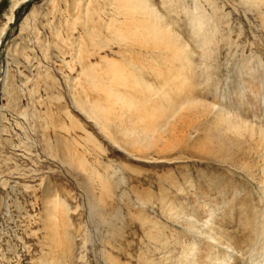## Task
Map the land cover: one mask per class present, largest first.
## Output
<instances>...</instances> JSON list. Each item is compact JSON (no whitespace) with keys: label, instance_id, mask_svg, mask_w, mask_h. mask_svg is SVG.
Masks as SVG:
<instances>
[{"label":"rangeland","instance_id":"obj_1","mask_svg":"<svg viewBox=\"0 0 264 264\" xmlns=\"http://www.w3.org/2000/svg\"><path fill=\"white\" fill-rule=\"evenodd\" d=\"M15 1L0 0V264H175L180 241L203 239L204 226L187 216L200 215L202 191L215 193L209 201L227 225L248 206L264 219V157L248 132H222L209 108L264 128L263 0H146L192 56L189 84L160 39L143 36L144 27L133 34L116 0H27L9 21ZM147 13L137 19L150 27ZM85 67L105 87L115 84L119 97L103 99L83 78ZM157 111L166 114L160 122ZM129 116L151 130L139 145L130 144L139 136ZM54 198L63 200L57 222L68 232L66 249L45 226ZM159 235L166 239L158 243ZM173 238L180 240L167 245Z\"/></svg>","mask_w":264,"mask_h":264},{"label":"bare ground","instance_id":"obj_2","mask_svg":"<svg viewBox=\"0 0 264 264\" xmlns=\"http://www.w3.org/2000/svg\"><path fill=\"white\" fill-rule=\"evenodd\" d=\"M27 0H16L15 2H13L12 3V5H11V8H10V15H9V17H8V20L10 21L12 18H13V16L14 15H12V12H13V10L14 9H16L21 3H24V2H26ZM116 1H118L119 3H121L122 4V6H123V11L122 10H119V12H121L122 11V14H120L119 12V14L120 15H123L124 16V20L125 21H129V24L127 25V26H129V27H133L134 26V28H132V29H135L134 31H133V34H137L138 32L139 33H143L144 31L143 30H146L147 31V33L148 34H146L147 36H149V35H153V36H155V40H158V39H160V41L158 42V43H164V46L165 47H167L168 49V51H169V54H168V52L166 53V54H168L169 55V58H171V59H173L174 60V65H175V68H176V72L175 73H177L178 72V75L180 76V78H181V81H182V83L183 82H187L188 81V78H187V76H186V74L190 71V70H192V68H193V66H192V61H191V58H190V53H189V51H188V49L185 47V45L183 44V42L182 41H180V39L177 37V35H175V33H173V32H171L170 30H171V28H170V30L169 31H167V30H165V28H164V25H163V22L161 21V15L159 16L156 12H154V11H152V10H150L148 7H147V2H146V0H116ZM264 1V0H263ZM256 4H257V2H255ZM121 4H120V6H121ZM167 6V5H166ZM146 8L149 10L148 11V13H147V10H146ZM118 9V8H117ZM120 9V8H119ZM146 10V11H145ZM167 10V9H166ZM118 11V10H117ZM149 14L150 16H151V21H150V27L149 26H147L148 25V23H146V25L144 26V25H142L143 24V22H142V19L139 21L138 19H137V17H144V20H147L146 19V16L144 15V14ZM164 17V16H163ZM162 17V18H163ZM201 17V16H200ZM203 17V16H202ZM198 21H199V23H197L196 24V27H200L202 24H201V20H200V18L199 17H195ZM148 19H150V18H148ZM27 20V17H25L24 18V20H23V22H25ZM165 20V19H164ZM146 22V21H145ZM117 23H119V22H117ZM116 24V23H115ZM121 25H122V21H121V23H120ZM120 25V28H122V26ZM123 25H126V24H124L123 23ZM113 26H114V24H113ZM116 27V26H115ZM114 27V28H115ZM118 27V26H117ZM128 27V28H129ZM139 27H141V29H142V31L140 32V28ZM166 27V26H165ZM119 28V27H118ZM118 28H116V29H118ZM127 28V29H128ZM4 28H2V30H3ZM112 29H113V27H112ZM123 29V28H122ZM129 30V29H128ZM113 31V30H112ZM120 32H124V31H119V35L120 36H122V38L124 37L123 35H122V33H120ZM117 34H118V32H117ZM128 34H129V31H128ZM118 35V36H119ZM146 35L143 33V36H145L146 37ZM113 36V35H112ZM134 36V35H133ZM142 36V38H144ZM116 37V36H115ZM114 37V39H116ZM130 38H131V36H130ZM145 39V38H144ZM154 39V38H153ZM143 40V39H142ZM150 41H148V43H149ZM116 43V42H115ZM150 44V43H149ZM156 44V43H155ZM138 45V44H137ZM153 44H151V46H152ZM200 46H201V44H199ZM154 46H157V44L156 45H154ZM153 46V47H154ZM130 47V46H129ZM144 47H145V45H144ZM128 48V47H127ZM166 49V48H165ZM128 51V50H127ZM162 51H164V50H162ZM160 52H161V50H160ZM164 53H165V51H164ZM163 53V54H164ZM168 55H166L165 56V59H167L168 58ZM162 56H164V55H161L160 57H162ZM167 57V58H166ZM173 57V58H172ZM192 57V56H191ZM163 59H164V57H162ZM105 60V59H104ZM105 62V61H104ZM85 63V62H84ZM118 63V62H117ZM130 63V62H129ZM132 63V62H131ZM158 63V62H157ZM164 63V62H163ZM167 63V62H166ZM99 64H101V63H99ZM133 64V63H132ZM162 64V63H161ZM170 64V63H169ZM171 64H172V62H171ZM105 65V64H104ZM116 65H118V67L119 66H121V65H119V64H116V62H115V66H113V67H116ZM154 65V64H153ZM152 65V66H153ZM166 65V64H165ZM173 65V64H172ZM83 66V65H82ZM102 66H103V64H102ZM171 66V65H170ZM98 67V66H97ZM96 67V68H97ZM127 67V66H126ZM173 66H171V69H170V71H172V72H174L175 70V68L173 67ZM86 68V69H85ZM85 68H83L84 70L82 71V73H83V78H85V81L87 82V81H90V84L89 85H91L92 84V87L93 88H95L96 90H100V91H102L103 93H104V98H103V96H102V98L103 99H109V98H112L111 99V101H114L115 99V97H119V95H117V94H115L114 92H113V90H111L110 88H112V85H115V84H109V85H111V87L109 88V86H106V87H108L109 89H107L106 87H105V85L101 82V80L99 81V83L101 82V84H99L98 83V80H96L95 79V77H94V75H91V74H89L88 73V71H87V67H85ZM88 68H89V66H88ZM93 68H95L94 66H93ZM95 68V69H96ZM106 68H107V66H106ZM117 68V67H116ZM159 68V67H158ZM169 67H166V69H168ZM195 68V67H194ZM95 69H94V71H95ZM103 69H105L104 67H103ZM155 69V68H154ZM107 70H109V68L107 69ZM106 70V71H107ZM116 70V69H115ZM121 70V69H120ZM119 70V71H120ZM123 70V69H122ZM121 70V71H122ZM125 70V69H124ZM150 70H152V69H150ZM160 70V69H159ZM205 70V69H204ZM97 71H98V69H97ZM114 71V70H113ZM113 71H111L110 73H114ZM117 71V70H116ZM168 71V70H167ZM196 71V70H195ZM93 72V71H92ZM96 72V71H95ZM99 72H100V70H99ZM101 72H102V70H101ZM100 72V73H101ZM109 72V71H108ZM127 72V71H126ZM125 72V73H126ZM133 73H134V71H132ZM141 72V71H140ZM155 72H156V70H155ZM171 72V73H172ZM91 73V72H90ZM94 73V72H93ZM109 73V74H110ZM158 73H159V71H158ZM168 73V75L170 74V72H167ZM193 73H194V71H193ZM192 73V74H193ZM99 74V73H98ZM109 74H106L105 76H107V75H109ZM140 74V73H139ZM160 74H162L161 72H160ZM174 74V73H173ZM172 74V76H173V78L171 77V79L169 78V79H167V80H170V81H168V82H170L171 83V80L172 79H177V74H175V75H173ZM189 74L191 75V73L189 72ZM195 74V73H194ZM101 75V74H100ZM120 75V80L122 79L121 78V74H119ZM131 75V74H130ZM134 75V74H133ZM167 75V76H168ZM200 75V74H199ZM99 76V75H98ZM104 76V77H105ZM122 76H124V73L122 74ZM103 77V78H104ZM157 77V76H156ZM161 77H165L164 75L162 76L161 75ZM168 77H170V76H168ZM167 77V78H168ZM190 77H192V75L190 76ZM108 77H106V79H107ZM110 78V77H109ZM112 78H115V80H116V76H112ZM111 78V79H112ZM131 78H133V77H131ZM134 78H135V76H134ZM136 78H138V77H136ZM140 78V77H139ZM197 78V77H196ZM80 79V78H79ZM98 79V78H97ZM101 79V78H100ZM127 79V78H126ZM129 79V78H128ZM145 79V78H144ZM162 79H164V78H162ZM162 79H160L161 81H163ZM192 79H193V77H192ZM206 79H208L207 77H206ZM105 80V79H104ZM135 80V79H134ZM138 80V79H137ZM159 80V79H158ZM191 80V79H190ZM194 80V79H193ZM111 81V80H110ZM116 81H119V80H116ZM124 81H126V80H124ZM144 81V80H143ZM177 81V80H176ZM198 81V80H197ZM93 82V83H92ZM113 81H111V83H112ZM121 82H123L122 80H121ZM146 82V81H145ZM165 82H166V80H165ZM167 82V83H168ZM192 82V81H191ZM190 82V83H191ZM106 83V82H105ZM109 83V82H108ZM124 83H126V82H124ZM130 82H128V84H129ZM136 83H138L139 84V82H136ZM135 82H133V84H135L136 86H137V84H136ZM166 83V84H167ZM188 83V82H187ZM193 83H195V81L193 82ZM241 83V82H240ZM128 84H127V86H128ZM142 84H143V82H142ZM165 83H163L162 85H166ZM189 84V83H188ZM196 84H197V82H196ZM120 85V84H119ZM124 85V84H123ZM126 85V84H125ZM124 85V86H125ZM132 85V84H131ZM140 85V84H139ZM146 85H148V84H146ZM194 86H198V85H195V84H193ZM200 85V84H199ZM144 86V85H143ZM193 86V87H194ZM204 86V85H203ZM115 87H117V86H115ZM114 87V88H115ZM129 87V86H128ZM133 87H134V85H133ZM142 87V86H141ZM150 87V86H149ZM161 86H159V88H160ZM162 87H164V86H162ZM166 87V86H165ZM192 87V86H191ZM113 88V89H114ZM138 88H140V87H138ZM138 88H137V92H138ZM148 88V87H147ZM194 88H196V87H194ZM120 89V88H119ZM128 89V88H127ZM141 89V88H140ZM145 89V88H144ZM94 90V89H93ZM132 90V89H131ZM134 90V89H133ZM132 90V91H133ZM141 90H143V89H141ZM147 90V89H146ZM196 89H194V92H196L195 91ZM126 91V90H125ZM140 92V91H139ZM134 93V92H133ZM144 93H145V91L143 90V96H145L144 95ZM146 93H148V91L146 92ZM115 94V95H114ZM118 94H120V93H118ZM123 94V93H122ZM137 94V93H136ZM150 94V93H149ZM125 95H128V93L127 94H125ZM134 95V94H133ZM153 95V94H152ZM130 96V95H129ZM136 96V95H135ZM135 96H133V98H135ZM140 96V95H139ZM139 96L137 97L138 98V100H140L139 99ZM192 96V95H191ZM120 97H122V98H124V96H120ZM128 97V96H127ZM122 98H119V99H122ZM125 98H126V96H125ZM131 98H132V96H131ZM133 98H132V101H131V103L133 102ZM194 99H196L195 97H194ZM123 100V99H122ZM127 100V98L125 99V101ZM136 100V99H135ZM135 100H134V103H136L135 102ZM141 100H142V98H141ZM143 100L145 101V98L143 97ZM108 101V100H107ZM117 101V100H116ZM115 101V102H116ZM121 101V100H120ZM128 101H130V99L128 100ZM151 101V100H150ZM205 101V100H204ZM203 101V99H202V102H204ZM137 102H139V101H137ZM191 103H194L193 105H191V107L192 106H194L195 107V103H197L198 102V100L196 101V100H191L190 101ZM201 102V101H200ZM112 103V102H111ZM127 103V102H126ZM130 103V104H131ZM133 103V104H134ZM205 103V102H204ZM99 104H101L100 102H99V98L97 99V100H94L93 102H92V105H91V107L89 108V110L90 111H92V113H93V111H95L96 112V110L97 111H100V107H99ZM117 104V103H116ZM123 104H124V102H123ZM146 104V103H145ZM151 104V103H150ZM197 104H199V103H197ZM196 104V107H198L199 105H197ZM103 105V104H102ZM127 105V104H126ZM132 105V104H131ZM143 105V104H142ZM168 105V104H167ZM109 106H110V104H109ZM111 106H113L112 104H111ZM136 106H138V104L136 105ZM172 106V105H171ZM210 106L212 107V109L214 110V116L213 117H215V119H216V121L215 122H218V124L222 127L220 130H222V132L225 130V131H227V132H229V131H231V132H234L233 134H236V136L237 137H242L243 135H244V133L245 132H248L247 134H248V137H249V139H250V141L254 144V146L256 147V150L257 151H260L261 153H262V155H263V157H264V128H255L253 125H251V124H249L248 122H246L245 120H243V118H241V116H239L238 114L236 115H231L229 112H223V111H221V109L220 108H215V106L214 105H209V108H210ZM103 107H104V105H103ZM123 107H125V106H123ZM127 107V106H126ZM132 108L133 107V111H134V107H135V105H132V106H128L127 108ZM145 107H147V106H145ZM174 107V106H173ZM203 107H204V104H203ZM205 107H206V105H205ZM129 108V109H130ZM138 108V107H137ZM151 108H152V106H151ZM209 108H208V110H209ZM104 109V108H103ZM113 109V108H112ZM141 109V108H140ZM147 109V112L150 110H148V108H146ZM199 110H200V107L198 108ZM197 109V112L199 111ZM80 110L82 111V112H84L85 111V109H83V108H80ZM89 110H86L87 111V113L89 112ZM120 110V109H119ZM127 110V109H126ZM131 110V111H132ZM156 110V109H155ZM195 110V109H194ZM110 111V109L108 110V112ZM137 111H138V109H137ZM152 111V110H151ZM153 111H154V109H153ZM166 111V110H165ZM174 111V110H173ZM201 111V110H200ZM198 112L199 114H201V112ZM228 111V110H227ZM122 112H124V111H122V109H121V113ZM136 112V111H135ZM134 112V115L135 114H137V113H135ZM207 112H209V111H207ZM103 113V112H102ZM117 113V112H116ZM131 113V112H130ZM140 113H141V111H140ZM156 113V112H155ZM162 111L160 112V111H157V113L155 114V119H157V121H159L160 122V119L162 120V117L164 116V117H166V114L164 115H162ZM206 113V112H205ZM204 113V110H202V114H205ZM91 114V112L89 113V115ZM115 114V113H114ZM120 114V113H119ZM172 114V112L169 114V115H171ZM209 114V113H208ZM207 113H206V115H208ZM232 114H234V113H232ZM125 115V114H124ZM130 115H132V113L130 114ZM138 115H139V113H138ZM138 115H136V116H138ZM141 115V117L144 119V121L143 122H145V116H142V113L140 114ZM144 115V114H143ZM213 115V114H212ZM94 116V115H93ZM98 116V115H97ZM96 116V117H97ZM100 116V118H101V114L99 115ZM150 116V115H149ZM172 116V115H171ZM131 117H133V116H131ZM130 116L128 117V120H130V121H132V118H131ZM140 117V118H141ZM147 117H148V115H147ZM152 117H153V114H152ZM212 116H211V113H210V118H211ZM98 118V117H97ZM103 118V117H102ZM129 118H131V119H129ZM136 117L134 116V119H135ZM209 118V117H208ZM107 119H109V118H107ZM116 119H117V117H116ZM115 119V120H116ZM153 119V118H152ZM207 119V118H206ZM212 119V118H211ZM99 120V119H98ZM136 120H138V119H136ZM135 120V121H136ZM208 120V119H207ZM107 121V120H106ZM108 121H110V120H108ZM139 121V120H138ZM137 121V122H138ZM152 121H154V119L152 120ZM133 123H134V120L132 121ZM131 122V130L133 131L131 134H133L134 133V131L136 132V134L138 133V138H136V139H132L133 141H130V144H138L139 143V138H143V137H147L148 135H149V132L151 131H149V129H148V131H147V129L145 130V127H144V129H142V127L140 128V130L138 129V125L140 124V123H138V125L136 124L135 125V123H134V126H135V128H134V126H133V123ZM156 122V121H155ZM207 122V121H206ZM205 122V123H206ZM117 123V122H116ZM154 123V122H153ZM213 123V122H212ZM125 124V123H124ZM123 124V125H124ZM127 124V123H126ZM128 124V125H129ZM151 124V123H150ZM154 124H158L157 122L156 123H154ZM160 124V123H159ZM158 124V125H159ZM162 124V123H161ZM164 124L166 125V121H164ZM211 124V123H210ZM213 124H215V123H213ZM213 124H211V125H213ZM130 125H129V127H127L126 125V128H129V132H130ZM163 125V124H162ZM133 126V127H132ZM151 126V125H150ZM149 126V127H150ZM161 126V125H160ZM214 126V125H213ZM218 126V125H217ZM216 126V127H217ZM137 127V128H136ZM140 127V126H139ZM152 127V126H151ZM209 127H210V125H209ZM208 127V128H209ZM125 128V127H124ZM154 128L156 129V125H154ZM158 128L159 127H157V129H156V131L158 130ZM162 128V127H161ZM133 129H135V130H133ZM137 129V130H136ZM168 129V128H167ZM211 129V128H210ZM224 129V130H223ZM154 130V129H153ZM138 131H140V132H138ZM155 131V132H156ZM224 131V132H225ZM121 132H123V134L125 133V134H128V132L126 133L125 131H121ZM154 132V133H155ZM244 132V133H243ZM120 133V132H119ZM124 134V135H125ZM233 134H231V135H233ZM128 135H130V134H128ZM156 135V134H155ZM246 135V134H245ZM255 135H257V137L256 138H254V136ZM150 136V135H149ZM235 137V136H234ZM244 138V137H243ZM254 139H256V140H254ZM144 140H145V138H144ZM237 141H238V139H237ZM240 141V140H239ZM242 143V142H241ZM246 144V143H245ZM139 145V144H138ZM245 146V145H244ZM237 149V148H236ZM236 153V152H235ZM228 155V154H227ZM226 156V155H225ZM229 157V156H228ZM264 159V158H263ZM227 160H228V158H227ZM229 161V160H228ZM232 162V161H231ZM261 163V162H260ZM249 164V163H248ZM262 173H263V177H264V165H263V168H262ZM262 192H263V206H264V178H263V185H262ZM202 194H203V196H202V198L198 201V203H199V213H200V215H197V214H188L187 216L191 219V220H194V221H197V222H199L201 225H203L204 227H203V229L201 230V236L203 237V239H202V241L200 242V243H197V244H192V243H189V242H185V241H180L181 243H179V245H181L180 247H181V250H180V252H179V254L178 255H174V256H176V263L175 264H259V262H260V259H262V262H260V264H264V219H260L259 220V213H258V215L259 216H255L254 217V215H252L251 213L252 212H254V213H257L258 212V209H255L254 208V206H253V208L252 207H250V206H248V209L247 210H245V211H243V212H239V213H237V221L236 222H234V223H231V224H229V225H227V223L226 222H224V220H223V214L222 213H220V211L218 210V208H215V207H213L212 206V204H211V201H209V196L211 195V194H215V193H211V191H202L201 192ZM201 195V194H200ZM200 197V196H199ZM60 201H63V200H57L56 198H54V199H52L50 202H49V204H47V206H46V223H45V226H46V228H48V235L50 236V240L51 241H54V242H57V245H58V243H61L62 241V243H61V245H63V249H66L67 248V244H66V242L67 243H69V236H68V232H67V230L65 229V227H63V226H59V223L57 222V220L59 221V218L61 217H63L64 216V206L62 205V203L60 202ZM65 203V202H64ZM172 210V209H171ZM67 212V211H66ZM170 212V211H169ZM168 212V213H169ZM173 212V211H172ZM172 212H170V213H172ZM173 214V213H172ZM174 215L175 216H179V215H181V213H178V212H176V211H174ZM63 219V218H62ZM61 219V220H62ZM64 221H65V219H64ZM65 223V222H64ZM189 230H193V228H190ZM165 235V234H164ZM173 235V234H172ZM160 236V238L157 240L158 241V243H159V240H165L163 237H162V235H159ZM158 236V237H159ZM157 237V238H158ZM176 237V236H175ZM156 238V239H157ZM49 239V238H48ZM62 239V240H61ZM175 240H177L176 238H173V240H171V241H167L166 240V243H167V245L169 244V242L171 243V244H173V243H175L176 241ZM179 240H180V238H179ZM179 240H177V241H179ZM183 242V243H182ZM160 243H162V242H160ZM174 245V244H173ZM178 245V246H179ZM59 246V245H58ZM60 247V246H59ZM179 251V250H178ZM65 252L66 253H68V252H71V248H68V250H65ZM168 253H170V252H168ZM70 254V253H69ZM167 258V257H166ZM246 258L247 259H250V263H247V262H245V260H246ZM257 260V261H256ZM249 261V260H248ZM256 261V263H254ZM47 264H49V263H47ZM57 264V263H56ZM59 264H62V263H59Z\"/></svg>","mask_w":264,"mask_h":264}]
</instances>
